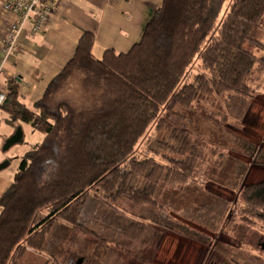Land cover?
Returning a JSON list of instances; mask_svg holds the SVG:
<instances>
[{
    "label": "trees",
    "instance_id": "obj_1",
    "mask_svg": "<svg viewBox=\"0 0 264 264\" xmlns=\"http://www.w3.org/2000/svg\"><path fill=\"white\" fill-rule=\"evenodd\" d=\"M225 2L162 0L138 43L126 53L106 50L101 59L92 54L94 35L83 33L73 57L32 109L20 103L13 82L7 85L1 109L8 124H27L43 140L22 158L0 195V264H18L27 252L41 254L60 223L77 236L94 238L131 258L134 255L121 248L118 239L137 241L154 228L210 242L188 224L215 234L230 202L196 186L209 202L182 209L179 215L186 224L168 213L174 211L171 201L156 195L161 188L176 191L196 184L205 162L198 136L174 127L163 112L192 110L195 104L223 97L224 108L210 115L226 125L231 101L252 98L248 82L255 66L264 71V57L246 48L255 45L252 33L264 15V0H230L221 16ZM197 63L199 70L193 74ZM152 126L166 135L158 141L167 151L159 162L135 155ZM233 145L264 167L263 149L237 136ZM224 157L219 154V162ZM90 199L125 222L115 229L116 239L102 238L80 223ZM240 200L258 212L252 216L264 237V177L243 186L234 205ZM120 204L127 205L131 215Z\"/></svg>",
    "mask_w": 264,
    "mask_h": 264
},
{
    "label": "rangeland",
    "instance_id": "obj_2",
    "mask_svg": "<svg viewBox=\"0 0 264 264\" xmlns=\"http://www.w3.org/2000/svg\"><path fill=\"white\" fill-rule=\"evenodd\" d=\"M229 4L230 0H226L221 16L226 14ZM252 39L255 45L246 48L257 58L264 57V15L257 30L252 33ZM197 70L198 63L194 65L193 74ZM248 84L251 100H232L226 125L210 115L224 108L223 97L195 104L192 110L177 108L170 115L163 112L166 121L174 127L189 129L198 136L204 147L205 162L196 184L176 191L161 188L156 198L171 201L174 211L168 213L182 223H186L179 215L182 209L209 202L206 196L197 193L196 186H204L207 192L230 202L215 234L193 223L188 224L210 237V242L201 244L154 228L148 237L137 241L118 239L120 247L134 255L135 258H131L115 251L111 245L101 246L94 238L77 236L60 223L51 230L41 254L28 252L18 264H53L54 260L57 264H77L79 260L80 264H264V249L261 246L264 237L252 216L258 212L241 200L234 205L243 186L258 183L264 177V167L254 164V157H247L243 150L233 145V137L237 136L252 143L256 150H264V71L255 66ZM66 96L73 95L67 93ZM4 117H7L6 114ZM10 126L6 122L0 126V165L8 162V166L0 170V195L12 182L22 158L43 140L41 133L20 123L17 127L22 131V143L3 152L4 137ZM165 136L164 130L156 131L152 126L137 144L136 157L161 161L160 156L166 155L167 151L158 147V141ZM219 154L225 156L220 162ZM119 208L131 215L127 205L120 204ZM80 223L110 240L117 238L113 233L125 222L101 203L90 199L80 216Z\"/></svg>",
    "mask_w": 264,
    "mask_h": 264
},
{
    "label": "crops",
    "instance_id": "obj_3",
    "mask_svg": "<svg viewBox=\"0 0 264 264\" xmlns=\"http://www.w3.org/2000/svg\"><path fill=\"white\" fill-rule=\"evenodd\" d=\"M2 4L0 0V40L14 19L2 11ZM161 4L162 0H55L49 26L42 33L31 36L25 29L19 50L5 61L0 50V93L5 94L13 82L20 103L32 109L50 80L73 57L83 33L94 35L92 54L96 59L109 49L126 53L140 41L144 25ZM4 115L0 107V126L8 124ZM16 127L10 126L4 138Z\"/></svg>",
    "mask_w": 264,
    "mask_h": 264
},
{
    "label": "built area",
    "instance_id": "obj_4",
    "mask_svg": "<svg viewBox=\"0 0 264 264\" xmlns=\"http://www.w3.org/2000/svg\"><path fill=\"white\" fill-rule=\"evenodd\" d=\"M54 3L55 0H3L2 11L14 17L0 40L4 61L19 50V39L25 29L34 36L49 26ZM5 99V94L0 93V107Z\"/></svg>",
    "mask_w": 264,
    "mask_h": 264
},
{
    "label": "water",
    "instance_id": "obj_5",
    "mask_svg": "<svg viewBox=\"0 0 264 264\" xmlns=\"http://www.w3.org/2000/svg\"><path fill=\"white\" fill-rule=\"evenodd\" d=\"M22 131L20 127H17L14 131V133L6 139L4 146H3V152L7 151L10 149L13 145L20 144L22 143ZM6 166H8V162H4L3 164L0 165V170L4 169ZM262 249H264V244L261 245ZM80 260L77 262V264H80Z\"/></svg>",
    "mask_w": 264,
    "mask_h": 264
}]
</instances>
